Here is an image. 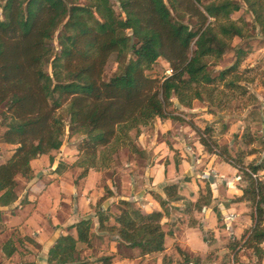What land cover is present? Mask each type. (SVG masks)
Here are the masks:
<instances>
[{"label": "trees", "instance_id": "16d2710c", "mask_svg": "<svg viewBox=\"0 0 264 264\" xmlns=\"http://www.w3.org/2000/svg\"><path fill=\"white\" fill-rule=\"evenodd\" d=\"M242 3L264 36V0H0V140L16 146L0 162V207L18 200L17 176L31 179L30 162L57 151L66 127L69 136L81 139L77 160L70 165L59 161V173L77 167L82 178L92 168L107 167L122 149L143 154L136 144L142 126L156 118L178 119L169 110L174 99L191 107L202 99L204 87L234 74L245 55L242 47L235 49L230 67L214 75L209 65L232 49L234 38L248 37L246 21L231 18ZM112 56L117 69L105 78ZM160 58L171 72L158 79L147 72ZM235 82L230 79L226 85ZM200 142L213 151L206 136ZM225 160L247 177L237 198L254 206L244 244L262 257L264 182L252 176L261 166L249 165L251 172H246L227 156ZM162 190L164 196L154 195L161 211L145 212L120 200L119 212L111 214L99 208L117 192L107 187L96 205L97 230L114 234L119 246L136 250L140 258L162 252L167 232L161 219L181 199L177 184H165ZM209 192L197 199L195 208L209 204ZM93 228L90 218L68 226L49 248L46 264H89L80 247H91ZM16 250L12 238L2 246L6 257ZM179 253L185 264H199V258ZM101 261L110 264V257Z\"/></svg>", "mask_w": 264, "mask_h": 264}, {"label": "rangeland", "instance_id": "374dc122", "mask_svg": "<svg viewBox=\"0 0 264 264\" xmlns=\"http://www.w3.org/2000/svg\"><path fill=\"white\" fill-rule=\"evenodd\" d=\"M114 4L116 10L120 11L118 4L115 2ZM231 18L246 21L248 37L234 38L232 49L224 53L218 62L210 63L209 70L215 75L233 65L236 59L235 49L242 47L245 55L232 76H228L225 81H217L214 86L204 87L202 99L194 100L191 107L183 106L174 99L169 110L178 119L156 118L151 124L142 126L136 144L142 149L143 154H132L122 149L107 167L90 169L89 171L92 172L90 177L87 173V176L80 178L78 177L80 169L68 166L60 175V190L57 189V185L49 190L53 195V202L58 201L57 197L60 194L64 196L62 198L67 197V202L70 201L68 208L74 215L76 214L74 216L76 219L84 216L94 221L95 234L91 247L87 248L84 245L80 247L81 257L89 261V264H102L103 257H110V264H113L121 255L127 257L122 264L159 262L157 253L139 258L136 250L130 252L119 246L114 239V234L98 231L96 205L105 189L112 187L117 191V195L103 199L99 208L107 209L111 214H115L119 212L118 203L121 199L133 200L136 203L138 196L145 194V189L152 188L151 183L156 169L160 170L161 166L167 167L170 164L169 170L173 167L177 170L178 164L181 163H183L185 176L193 174L205 177L206 181L202 184L203 193H206V188L210 191V203L204 206V209L201 208L200 213L208 215L205 218L212 223L216 237L213 232L206 230L203 238L198 230L200 236L190 240L199 250H205L208 247L207 244L210 245V250L201 258L199 264H264V256L259 257L252 248L244 244L243 235L253 225L251 213L254 211V206L250 201L237 200L239 196L237 197L236 189L248 185L247 177L242 171L233 167L232 163L225 160L227 156L231 161L244 167L246 172H251L249 165L261 166L255 175L264 182V36L255 25L252 14L245 4L242 3L240 10L232 13ZM116 69L117 63L112 56L106 65L104 77H110ZM48 70H50L49 67ZM170 72L168 63L160 58L153 69L147 73L151 77L161 79ZM230 79H236L232 87L226 85ZM3 129L0 125V135ZM206 129L209 131L205 132ZM201 136H206L213 143V151H209L200 142ZM80 139L81 136L77 134L69 136L66 127L61 147L48 155L49 162L50 156L54 159L50 167H55L57 161L65 165L76 161L77 143ZM13 150L12 145H6L0 140V162L5 161ZM217 150L224 152L225 157L219 155ZM42 171L44 174L39 178L48 175L51 170L46 166ZM17 177L18 197L24 198L25 181L23 177L19 175ZM49 182L52 181L49 180ZM156 183L155 188L153 186L154 191H161L165 184ZM69 188L72 189V193L68 195L66 190ZM154 191H151L153 196L157 195ZM82 196L84 199H81ZM65 204L60 202L61 210L66 209ZM139 207L142 209L141 204ZM40 211L42 213L50 211L49 200L42 201ZM44 218L36 217L35 224L39 220L41 227L44 228L45 225L47 227L48 222ZM2 222L3 219L0 216V246L7 238V233H4L6 228H3ZM261 225L264 228V221ZM26 242H22L23 245L18 247V252L10 259H5L0 254V264H23L28 253H36L35 250L38 248L36 243ZM261 247L264 248V242ZM160 255L159 257L162 258V254ZM172 257V255H164L163 264L168 262L185 264L183 257L178 259Z\"/></svg>", "mask_w": 264, "mask_h": 264}, {"label": "crops", "instance_id": "0c3cea01", "mask_svg": "<svg viewBox=\"0 0 264 264\" xmlns=\"http://www.w3.org/2000/svg\"><path fill=\"white\" fill-rule=\"evenodd\" d=\"M8 145H12V144H8ZM12 146L13 148L16 147L15 145ZM53 161L52 162L48 161V155H41L38 158L33 159L30 162V165L32 167L34 176L29 180L22 178L24 179L26 186L24 198L18 197V200L13 204H11L10 206L0 207L1 217L3 219L2 223L4 224L3 228H6V231L4 233H7V238L3 241V244H1L0 246V254L1 256H3V258L10 259L15 255V253L18 252V250H16V252L10 257H6L3 254L2 246L8 239L12 238V240L14 241V245L17 246V249H19L18 247L22 246L23 243H27L26 241H29L28 240L29 238H32V240L36 243V246L38 248L35 250L36 253L34 254L28 253L24 261L29 260V261H35L38 264H46L47 252L51 247V245L55 242L57 237L60 236L61 234H65L66 228L68 226L72 225L73 223L77 222L82 218H85L84 216L81 217L80 219L78 218L76 219L74 217L76 216V214L74 215L72 213L73 211H71L70 208H68L70 201L67 202L68 199L66 196L65 198H62L64 196L60 194L57 197L58 201H54V202L52 201L54 198L52 193L49 192V190L55 188L53 187L54 185H57V189L60 190V182H61L60 175L62 174V172H64L62 171L61 173H59L55 171V168L59 161L56 162L55 167H50L52 166ZM46 166H48L49 170L51 171L49 172L48 175L45 176L43 175V177L39 178L42 174H44L42 170H44V167ZM168 166H170V164ZM168 166L167 167L166 165L164 167L161 166L162 168L160 170L159 169L155 170V173L153 175V181L151 183L152 188L147 190L145 189L144 190L145 194L139 195L138 198L135 200L136 203L133 200H129V199H121V200L132 201L137 206L141 204L142 210H144L145 212L161 211L158 201L151 194V191H154V188L157 184L156 182H160L158 184L161 183L177 184L178 193L181 196V199L172 203L171 205L173 206V208L169 211L168 214H164V216L162 217L161 224L163 226V229L167 232V235L164 238V250L160 253H157L158 254L157 258L159 262L157 263L156 261V264H163V258L164 255L166 254L169 256L172 255L174 259L183 257L182 255H180L179 250L189 254L191 257H197L199 258V260H201V258L207 254L208 250H210V245L207 244L208 247H206L205 250H199L195 248V246L190 240L195 239L196 236H200V234H202L204 238L205 237L204 232H206V230H210L211 232H213L215 234L214 237H216V231L213 230L212 223L208 222L205 218V216L208 215H206L205 213H200L201 209L195 208V202L204 192L202 189L203 188L202 184L203 182L206 181L205 177L196 176V175L194 176L193 174L185 176L183 171V163L178 164L177 170L175 169V167H173L172 170H169ZM87 173H88V177H90L92 174V172L89 170ZM85 176H87V174ZM17 178L16 180H18ZM187 178H189V180H185ZM49 180L52 182H49ZM207 189L209 188H206V190ZM236 190L238 192L237 197L238 196L240 197L242 194L241 190L240 189H236ZM82 191L81 193L83 194ZM66 192H67L66 194L69 195L72 193V189L69 188L66 190ZM154 193L158 194L159 196H164V192L162 190L154 191ZM115 195H117V192ZM81 199H84L83 196L81 197ZM81 199H79L80 202H82ZM45 200L50 201V211L42 213L40 211V206L42 204V201ZM60 202L66 203L65 204L66 209L65 208L62 210L60 209L62 207L60 206ZM203 207L204 206H202V208ZM36 217H40L41 219L44 218V220L48 222L47 227L46 225L44 228L41 227L40 226L41 223H39L41 221L39 220L37 224H35L34 221L36 220ZM198 230H200V234ZM69 232L72 235H75L74 228L70 229ZM174 246L176 247V249ZM129 251L133 252L132 250ZM160 254H162V258L159 257ZM146 256H144V258ZM126 258L127 257L123 255L118 256L113 264H116V262L117 264H119L120 261H121L120 264H122V262L127 260ZM167 264H174V263L168 262Z\"/></svg>", "mask_w": 264, "mask_h": 264}, {"label": "built area", "instance_id": "2783aa9c", "mask_svg": "<svg viewBox=\"0 0 264 264\" xmlns=\"http://www.w3.org/2000/svg\"><path fill=\"white\" fill-rule=\"evenodd\" d=\"M252 176H253L254 178H256V175H255V174H252ZM203 209H204V207H203Z\"/></svg>", "mask_w": 264, "mask_h": 264}]
</instances>
